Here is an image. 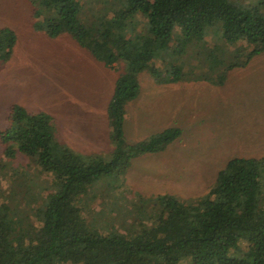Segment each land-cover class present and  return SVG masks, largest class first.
I'll use <instances>...</instances> for the list:
<instances>
[{
	"label": "trees",
	"instance_id": "1",
	"mask_svg": "<svg viewBox=\"0 0 264 264\" xmlns=\"http://www.w3.org/2000/svg\"><path fill=\"white\" fill-rule=\"evenodd\" d=\"M27 1L36 31L68 36L105 67L125 69L107 106L114 146L108 162L61 143L50 114L12 104L0 144L13 157L30 158L52 188L26 209L3 201L0 190V264H264V158L230 160L192 202L158 196L159 212L147 226L100 231L85 224L80 208L103 176L126 173L133 158L159 153L183 133L170 128L127 144L126 111L140 94V75L159 84L223 85L231 71L264 54V0ZM212 31L229 45L227 55L210 50L190 68L186 56L202 51L198 45ZM16 44V32L0 28V63L11 60Z\"/></svg>",
	"mask_w": 264,
	"mask_h": 264
},
{
	"label": "rangeland",
	"instance_id": "2",
	"mask_svg": "<svg viewBox=\"0 0 264 264\" xmlns=\"http://www.w3.org/2000/svg\"><path fill=\"white\" fill-rule=\"evenodd\" d=\"M0 28L17 34L11 60L0 63V130L8 127L12 104H19L30 113L50 114L61 143L111 161L106 108L124 64L107 68L68 36L50 39L36 31L27 0H0ZM211 33L198 45L202 51L191 49L186 56L190 68L202 64L210 50L227 55L229 45ZM139 82L140 94L126 111L127 144L149 141L170 128L183 133L165 150L133 158L126 173L95 183L80 208L85 224L100 231L150 225L159 212L158 196L192 202L210 191L230 160L264 158V54L231 71L223 85L207 79L159 84L147 72ZM32 162L13 157L0 144L3 201L35 207L52 188V178L36 176Z\"/></svg>",
	"mask_w": 264,
	"mask_h": 264
},
{
	"label": "crops",
	"instance_id": "3",
	"mask_svg": "<svg viewBox=\"0 0 264 264\" xmlns=\"http://www.w3.org/2000/svg\"><path fill=\"white\" fill-rule=\"evenodd\" d=\"M92 57V56H91ZM93 58V57H92ZM94 59V58H93ZM109 104V103H108ZM108 106V105H107ZM106 114H107V108H106ZM69 147H70V145H69ZM72 148V147H71Z\"/></svg>",
	"mask_w": 264,
	"mask_h": 264
}]
</instances>
